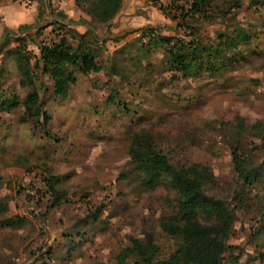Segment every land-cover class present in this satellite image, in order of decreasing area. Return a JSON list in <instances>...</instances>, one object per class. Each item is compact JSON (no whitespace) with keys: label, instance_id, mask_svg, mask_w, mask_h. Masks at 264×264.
Instances as JSON below:
<instances>
[{"label":"rangeland","instance_id":"rangeland-1","mask_svg":"<svg viewBox=\"0 0 264 264\" xmlns=\"http://www.w3.org/2000/svg\"><path fill=\"white\" fill-rule=\"evenodd\" d=\"M89 1L0 0V102L13 100L0 104V264H141L120 261L133 239H151L158 258L173 253L179 197L164 180L143 184L129 154L136 134L174 163L208 168L204 192L232 212L223 264H264V0H122L106 24L91 20ZM35 30L43 44L62 34L90 44L99 67L68 66L64 97L34 68L45 126L21 121L30 88L5 55L22 38L39 57ZM232 147L246 169L261 165L252 184Z\"/></svg>","mask_w":264,"mask_h":264},{"label":"trees","instance_id":"trees-1","mask_svg":"<svg viewBox=\"0 0 264 264\" xmlns=\"http://www.w3.org/2000/svg\"><path fill=\"white\" fill-rule=\"evenodd\" d=\"M121 1L90 0L86 12L91 20L106 24L119 12ZM194 8L198 10L195 5ZM19 29L22 33L28 30L26 25H20ZM37 31L27 32V35L39 49V57L24 50L22 38H17L21 40L20 44L6 49L5 55L12 57L17 66L20 74L19 85L30 88L23 100L25 110L20 116L21 121L42 120L45 126L49 116L39 105L34 68L40 66L42 73L48 74L52 80L53 94L64 97L69 86L74 82L71 72L67 70L68 66H76L83 73L90 70L97 71L99 67L95 48L90 44L79 41L73 46L69 43L66 34H62L60 38L48 44H43L33 37ZM86 34L87 32L78 35L80 38H85ZM92 38L96 39L94 35ZM4 41L6 44L5 37ZM166 41L171 40L166 39ZM169 51L177 70L185 72L191 66L185 62L182 54H177L171 48ZM31 59H35L33 65ZM12 103L13 100L0 102L1 106L7 105L5 108H10ZM129 154L135 165L143 171V184L146 187H153L164 180L178 195L177 214L180 223L172 229L178 236L179 242L173 253L158 258L151 239L146 243L133 239L131 246L123 249L120 261L130 255H136L141 264H223V254L229 248L224 238L230 232L232 212L224 201L204 192L203 184L210 175L208 168L198 163L182 165L172 162L166 154L154 149L151 141L142 134L134 136ZM231 157L238 178L242 179L244 184H252L261 165L246 169L235 147L231 148ZM200 218L207 222H200Z\"/></svg>","mask_w":264,"mask_h":264},{"label":"crops","instance_id":"crops-1","mask_svg":"<svg viewBox=\"0 0 264 264\" xmlns=\"http://www.w3.org/2000/svg\"><path fill=\"white\" fill-rule=\"evenodd\" d=\"M6 26H8L9 24H5ZM0 27H1V25H0Z\"/></svg>","mask_w":264,"mask_h":264}]
</instances>
